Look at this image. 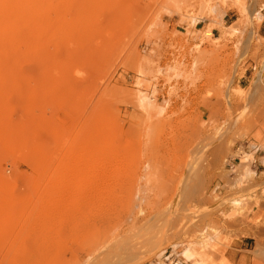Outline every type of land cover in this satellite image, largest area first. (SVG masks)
Segmentation results:
<instances>
[{"label":"rangeland","instance_id":"374dc122","mask_svg":"<svg viewBox=\"0 0 264 264\" xmlns=\"http://www.w3.org/2000/svg\"><path fill=\"white\" fill-rule=\"evenodd\" d=\"M36 3L0 44V264H264V0Z\"/></svg>","mask_w":264,"mask_h":264},{"label":"bare ground","instance_id":"6f19581e","mask_svg":"<svg viewBox=\"0 0 264 264\" xmlns=\"http://www.w3.org/2000/svg\"><path fill=\"white\" fill-rule=\"evenodd\" d=\"M36 2H37V0H0V44H3V43L9 44V49L11 52H12V48H15L14 46H12V44H15V42L18 40V32H19L18 30L20 29V26L22 24L25 25L27 22H31L32 13H33L34 9L36 8L35 6L37 5ZM73 10H74V8H73ZM73 10H71V11H73ZM82 11H83V9L81 7H77L76 10H74L73 15H74V13H77L79 15ZM72 21H75V20H72ZM67 26H69V25H67ZM59 28L62 29L63 26H60ZM64 30L68 31V29L66 30V28ZM29 35H30V33H29ZM206 36H208V34H206ZM9 49H8V51H9ZM13 51H16V49H14ZM0 54H1V50H0ZM5 135L6 134H4V132L2 133L0 131L1 146L3 145L4 147H8V146L10 147L11 146L10 144L11 143L14 144L15 142L11 141L10 138L9 139L5 138V137H7V135L6 136ZM110 137H108L106 134H98V133L95 136L89 135V136L85 137L84 142L81 144L83 147V148L81 147L82 148L81 150H83V151L80 150V152H82V153H80V152L79 153L83 156V158L88 157V158L94 159L98 155L97 151L99 149H101L102 147L107 148V147L112 145L113 139L111 137V139H112L111 140ZM80 158H81V156H80ZM61 179L62 178H60L59 180H61ZM61 182H60V184L53 185L51 188V191L47 194L46 198H42V201L45 199V200H47V203H50L51 205L53 204L52 206H54L55 204L57 205V203L64 201L61 199L62 197H60L61 194H63L60 192H61L62 188L64 187L63 183L61 184ZM78 184H80V183L78 182ZM60 199L62 201H60ZM0 202L5 203L6 201L3 198H1ZM47 215H45V216H47ZM184 257L189 258L190 257L189 252H186ZM171 258H172V255L170 257H168L166 260L172 261V260H170ZM177 264H180V263H177Z\"/></svg>","mask_w":264,"mask_h":264},{"label":"built area","instance_id":"2783aa9c","mask_svg":"<svg viewBox=\"0 0 264 264\" xmlns=\"http://www.w3.org/2000/svg\"><path fill=\"white\" fill-rule=\"evenodd\" d=\"M166 253V252H165ZM171 255H169V256H167V257H165V262H163V263H160V264H166L167 262H169L168 264H177L178 262H174V259H172V261H167L166 259L168 258V257H170ZM158 264V263H157Z\"/></svg>","mask_w":264,"mask_h":264},{"label":"crops","instance_id":"0c3cea01","mask_svg":"<svg viewBox=\"0 0 264 264\" xmlns=\"http://www.w3.org/2000/svg\"><path fill=\"white\" fill-rule=\"evenodd\" d=\"M261 29V28H260Z\"/></svg>","mask_w":264,"mask_h":264}]
</instances>
